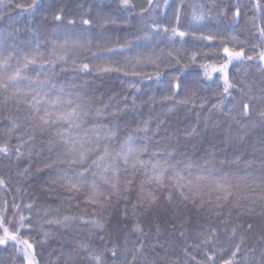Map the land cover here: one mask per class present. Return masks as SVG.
Listing matches in <instances>:
<instances>
[{
    "label": "trees",
    "instance_id": "obj_1",
    "mask_svg": "<svg viewBox=\"0 0 264 264\" xmlns=\"http://www.w3.org/2000/svg\"><path fill=\"white\" fill-rule=\"evenodd\" d=\"M173 28L185 35H173ZM262 32L264 0H129L127 5L122 0H10L0 5V57L13 53L10 67L0 69L5 82L25 54L38 56L45 62L40 78L56 85L52 95L63 89V96L88 113L80 131L93 125L100 131L99 147L93 143L86 162L70 164L56 135L67 125L37 128L38 121L30 118L24 92L34 85L20 80L0 88V146L8 149L0 153V236L3 227L16 235L0 244V264H27L26 252L34 264H96L89 253L100 255L101 264H224L237 244L233 264H264ZM225 48L243 49L244 57L229 63ZM225 63L235 85L228 96L224 73L212 71ZM83 64L88 69L80 70ZM39 67L31 65L27 74L36 77ZM13 124L17 127L10 132ZM128 137L133 147L144 149L139 160L149 163L134 168L132 161H119L120 191L114 193L89 166L105 147L114 154ZM156 161L169 166L162 184L147 179ZM173 168L193 180L182 189L188 199L171 178ZM197 175L207 179L197 181ZM65 177L81 189L69 191ZM91 196L97 203L89 202ZM213 229L215 236L205 243ZM141 241L142 254L133 260Z\"/></svg>",
    "mask_w": 264,
    "mask_h": 264
},
{
    "label": "snow or ice",
    "instance_id": "obj_2",
    "mask_svg": "<svg viewBox=\"0 0 264 264\" xmlns=\"http://www.w3.org/2000/svg\"><path fill=\"white\" fill-rule=\"evenodd\" d=\"M124 4H128L129 0H122ZM10 3V0H0V5H7ZM152 3V0H149V4ZM19 6V5H18ZM239 12L237 11V15ZM57 20L60 19L59 16L56 17ZM85 24L88 23L87 20L84 21ZM156 28H153L155 31ZM164 31H168L166 28ZM173 35H178L183 37L185 35L184 32L178 31L176 28L172 29ZM264 35V32H262ZM145 38L150 39V35L146 34ZM205 39H211V37H205ZM130 47V46H126ZM109 51H112L111 49ZM225 54L229 57V63L235 60H241L244 57V51L241 49L240 51H229L228 48L224 49ZM13 59V53L9 52L8 55L0 57V69H7L10 67V61ZM248 60H253L254 57L249 55L247 56ZM56 60L63 61L65 60V56H57ZM56 60L49 59L47 63L55 64ZM259 60L261 63H264V51L259 53ZM22 63L18 61V67L10 74L5 77L0 75V88L7 90L9 87H15V85L20 80H28L29 85H34V87H30L28 91L24 92V99L25 102L28 104V107L32 109L30 118L38 121L35 125L37 128H44L47 126L56 125L59 122H63L67 125V127H63L61 125V130H58L56 135L58 137L59 142H62L63 147L65 149L63 155L65 157H69L68 163L70 164H83L86 162L88 155L90 152L95 151L92 147L93 143L97 144L99 147L98 140L100 138V131L99 127L93 125L91 129H84L83 132L80 131L82 124L84 123L83 117L87 116L88 113L86 111L81 110V106L77 104L71 98L65 97L62 95L63 89H60L58 93L52 95L53 90L56 88V85L52 83L49 77H45L44 79L40 78L42 72L45 71V62L36 55H28L25 54L22 57ZM39 64V70H37L36 77H31L27 74L31 65ZM80 70L88 69L87 64H83L79 66ZM228 63H225L220 68H213L212 71L222 72L224 73V88L223 92L225 96L231 95L230 89L235 87L228 79L227 74ZM108 71L110 69H104ZM264 71V69H259ZM133 75L138 73L133 72ZM205 74L208 75L207 70ZM211 78V77H209ZM179 87V85H177ZM16 93H20L21 89L15 88ZM31 95V99H28V96ZM182 103H188V100L182 101ZM224 101L221 100L220 104H223ZM220 104L216 105L217 108L220 107ZM75 105V106H73ZM243 115L247 117L249 115V104L245 103L243 105ZM99 114V113H98ZM264 115V114H262ZM17 125L13 124L9 131H13ZM107 136L113 135V133H107ZM95 138V140L93 139ZM31 139V137H29ZM54 143V142H50ZM144 149L140 147H133L132 144V137H128L125 140L118 151L114 154L113 152L109 151L108 147H105L103 152L96 157L95 160L92 161V165L89 167H94L97 172H94L93 175H98L99 179L103 180L105 183H110L111 188L113 189L114 193H118L119 189V178L118 173L120 171L118 167V162L122 161L124 165H128L130 161H132V166L135 168L137 164L141 167H145L148 165L149 161H141L139 160V153L142 152ZM8 149L6 146H0V153L7 154ZM17 153L20 154V148H17ZM156 154L154 153L153 156ZM167 162L161 164L159 161L155 163H151V175L147 177L148 181H155L157 184L163 183L164 174L168 171ZM186 168H191V164L186 165ZM89 169L85 168L82 172L78 173V177H83L84 173L87 172ZM27 171V169H25ZM111 173V177L108 175ZM176 181V185L178 190H180V195L185 199H188V196L182 191L185 187V181L187 185H192L193 180L187 179L186 177L180 175V173L176 172L173 168V176L171 177ZM197 181L205 180L207 177L203 175H197L195 178ZM66 186L69 191H79L82 187L80 183L74 182L71 177H65ZM3 180H0V184H3ZM130 183V181H129ZM217 187H220L217 184ZM92 188L95 190V181L92 182ZM107 198V197H106ZM154 199V198H152ZM219 199V197H218ZM224 199H227V195L224 196ZM89 202L97 203V200L94 196L89 197ZM219 206V205H218ZM28 207H31L29 205ZM24 217H21V221H23ZM69 217H64V220H68ZM49 223H60V221H48ZM95 223V222H94ZM0 226H2V221H0ZM251 227V225H249ZM135 231H140L137 227ZM215 236V230L212 231V236H209L204 241L205 243H210L212 241V237ZM6 239H16V235L9 232L8 227H3V236H0V244L6 242ZM26 248L31 250L33 245L29 243L27 240L24 241ZM143 241L135 248L133 252V260L136 259L137 254H142L141 249L143 248ZM199 247V245H197ZM240 251V245L237 244L234 251H232L231 256L224 264H233V261L237 258V254ZM112 256H116V249L113 247L111 249ZM207 255V253H205ZM90 258L95 259L96 264H101V256L100 255H93L89 253ZM215 253L213 255H208V260H214ZM195 259V257H193ZM25 260L27 264H34V256L31 255L30 252L25 253Z\"/></svg>",
    "mask_w": 264,
    "mask_h": 264
}]
</instances>
